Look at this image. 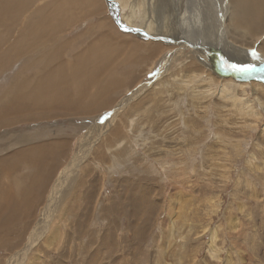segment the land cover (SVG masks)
Segmentation results:
<instances>
[{
	"label": "rangeland",
	"instance_id": "rangeland-1",
	"mask_svg": "<svg viewBox=\"0 0 264 264\" xmlns=\"http://www.w3.org/2000/svg\"><path fill=\"white\" fill-rule=\"evenodd\" d=\"M78 1L88 2L90 6V0H71ZM127 1L113 2L123 15L130 10ZM137 1L135 11L142 18L152 15L156 30L145 29L141 18L133 25L163 40L120 28L112 16L115 7L107 0H95L97 5L92 10L73 7L64 0H0V61H4L0 64V195L11 196L7 200L11 205L4 212L6 218L1 221L7 226L5 233L0 230V264H7L16 251L21 256L14 264H264V73L229 67L249 62L240 54H237L240 60L230 58L227 43L214 39L209 33V24L208 37L195 25L192 29L201 34L195 37L188 30L176 39L179 42L188 38L186 43H176L173 39L176 34L172 31L157 30L168 24L164 22L170 19L169 15L176 21L182 19L186 0L183 3L180 0ZM206 2L208 7L214 6L218 20L223 4L219 0ZM27 24L63 25L57 30L59 33L39 34L32 46L27 44L28 47L20 50L24 54L18 51L16 56H9L17 52L12 44L21 39L15 35L11 40L9 34L17 32L20 26L28 29ZM225 26L210 24V29H217L218 34L228 31ZM262 38L263 35L247 38L245 42L244 38L240 40L244 44L229 40L250 46L249 58H253L254 67L258 59L264 62V51L260 49ZM52 39H55L52 47L55 61L59 60L52 69L47 65L49 71L96 46L90 53L78 57L88 59L84 65L88 67L86 71L94 73L96 70L90 71L89 64L98 58L102 45L123 49L125 54L110 67L102 66L93 81L103 82V75L110 69L115 70L112 76L118 79L116 90L109 80L110 85L106 87L104 84L89 86L90 104L87 105V95L82 102L76 92L80 88L76 84H83L86 79L75 81L73 77L79 75L70 78L66 75L64 84L51 75L35 86L33 95L54 101L66 98L72 103L68 108L55 111L51 108L43 113L30 110L23 117L3 115L6 100L13 103L18 97L19 89L14 91L11 82L17 77L23 84L22 79L29 77L30 88L34 74L47 63L42 53L26 52L40 44L48 45ZM147 44L151 49L153 44L162 48L144 57L142 54L149 51ZM11 46L14 47L10 49ZM253 50L258 57L253 55ZM40 56L43 60L37 59ZM25 65L29 68H24ZM158 70L161 72L156 73ZM232 74L248 79L238 80ZM253 74L257 77L250 78ZM239 82L248 85L243 87ZM50 146L57 154L54 175L80 152L83 156L79 164L74 162L78 166L72 177L70 174L66 177L67 188L56 204L59 209L53 206V215L50 209L45 213L44 208L45 199L53 189L51 183L45 181L40 190H31V185L27 191L23 190L28 176L35 174L40 178L43 172L41 165L37 169L25 158H31L38 148L49 151ZM46 151L39 154L38 161L50 164L53 160ZM104 152V157L100 156ZM85 165L90 166L87 179L95 182L91 184L92 197L85 193L86 184L78 185V180H74L80 175V167ZM70 177L73 180L69 182ZM173 188L179 191H175L170 201ZM71 191L75 193L73 198L68 195ZM147 196L153 199V204ZM17 197L19 203L15 202ZM8 214L20 220L15 218L17 221L10 223ZM42 227H45L43 233ZM29 238H33V243L22 252ZM166 246L168 251L162 249ZM164 252L170 256L167 258Z\"/></svg>",
	"mask_w": 264,
	"mask_h": 264
},
{
	"label": "bare ground",
	"instance_id": "bare-ground-1",
	"mask_svg": "<svg viewBox=\"0 0 264 264\" xmlns=\"http://www.w3.org/2000/svg\"><path fill=\"white\" fill-rule=\"evenodd\" d=\"M65 1V3L66 4H68V3H70V5L71 6H73V7H77V6H81L84 10H86V9H88V10H92V9H94V6H96L97 5V3H95V0H90V1H92V2H94V5H92L91 3H90V1H89V4H90V6L88 5V2L87 3H84V1H78V2H71V0H64ZM106 1V0H105ZM115 0H113V2H114ZM123 1V0H122ZM158 1V0H157ZM182 3H183V0H180ZM207 1V0H206ZM205 0H186L183 4H184V6H185V9H186V12L184 13V14H182V19H180V20H177L176 21V19H173V17L171 16V15H169V20L167 19V22H164V23H168V24H166V25H162V26H159L158 27V29L157 30H161L162 31V29L163 28H165L166 29V31L167 32H169V31H172L173 33H175L176 34V37H173V39H175L174 41H176V39L179 37L180 38V36H182V33L184 32V31H192L194 34H195V37H196V35L198 34V33H200L201 34V32H197V31H195V30H193L192 29V27L191 26H193V28H194V26L196 25V26H198V27H200V28H198L199 29V31H204V33H205V36L206 37H208V34H207V32H206V30L208 29L207 28V25L209 24V33L210 34H213L214 35V39H217V38H219V39H221V40H223V41H225L226 43H227V47L229 48V50H230V58H233V59H238V60H240L239 58V56L237 55V54H240L241 55V57H243L244 58V61L245 62H249V64L250 65H252V63H254V60H252L251 59V57L249 58V54L251 53V51L249 50V48H250V46H248V45H246L245 44V46H242V44H244V42H245V40L247 39V38H257V36H260V35H263V38L261 39V46H260V49L261 50H263L264 51V0H219L222 4H223V7L221 8V10L219 11V13L221 14L220 15V18L217 20L216 19V15H215V12H214V9H213V7L211 6V7H208L207 6V2H206ZM3 2V1H2ZM7 2V1H6ZM107 2H108V0H107ZM128 3L130 2V10H129V12L128 13H126L125 15H123V14H121V10L119 9V6H118V4L115 2V12H114V14L112 15L113 16V18L115 19V21L117 20V19H119V21H120V23L121 24H123V25H131V26H135V25H133V24H138V23H136V19H137V21H139V19L141 18L143 21H144V26H145V29H148V30H151V29H153V30H156V26L155 27H153L154 25H153V22H154V20H156V19H154V17L151 15V16H149V15H147L146 17H144V18H142V17H140V13L138 14V12H136L135 10H136V6H138V1L137 0H128L127 1ZM150 2V1H149ZM215 2V1H214ZM20 3V2H19ZM19 3L17 2L16 3V5L18 6L19 5ZM148 3V2H147ZM4 4V3H3ZM155 4V3H154ZM159 4V3H158ZM179 4V3H178ZM85 5H86V8H85ZM152 5V4H151ZM125 6H126V4H125ZM183 5H181L180 7H182ZM19 7V6H18ZM150 7V6H149ZM152 7V6H151ZM171 7V6H170ZM139 8V7H138ZM144 8V7H143ZM176 8V7H175ZM14 9H15V7H14ZM19 9V8H18ZM128 9H129V7H128ZM149 9V8H148ZM113 10V9H112ZM183 10V9H182ZM209 10H211L212 11V14L209 12ZM148 11V10H147ZM169 11V10H168ZM152 12V11H151ZM159 12V11H158ZM150 14V13H149ZM176 14V13H175ZM22 15H24V14H22ZM142 15V14H141ZM157 15V14H156ZM26 18V17H25ZM156 18V17H155ZM66 19H67V17H66ZM62 20H63V18H62ZM161 21V20H160ZM183 21H184V23H183ZM1 22V21H0ZM156 22V21H155ZM158 22V21H157ZM4 23V22H3ZM160 23V22H159ZM163 23V22H162ZM190 23H193V24H190ZM116 24H117V22H116ZM141 24V23H140ZM210 24H221V25H223V24H226V28L228 29V31L227 32H225V31H221V32H218V34L216 33V31H217V29H210ZM49 25H53V26H49ZM62 25L63 24H34V25H32V24H27V27H28V29L27 28H25V29H22V27L20 26L18 29H16L17 30V32H14V31H12L13 33H11V34H9V38L12 40L13 38H15V35H17V37H21V39L18 41V42H15V43H13L12 45H14V46H16V47H14V46H11V48L10 49H12V47H14V49L15 50H17V52H12V54H10L9 56H11V55H15L16 56V54L17 53H19L18 51H20V50H22L27 44L29 45V46H32V42H34L35 40H37V38H38V35L39 34H44V35H47V33H50V34H52V33H54L55 31H57L58 29H60L61 30V27H62ZM118 25V24H117ZM161 25V24H160ZM119 26V25H118ZM137 26H139V25H137ZM6 27V26H5ZM4 27V28H5ZM26 27V26H25ZM120 27V26H119ZM141 27V26H140ZM3 27H2V29H4ZM197 28V27H196ZM40 30H42V32L43 33H39V31ZM53 30V31H52ZM59 32H61V31H57V33H59ZM7 33V32H6ZM161 33V32H160ZM227 33V34H226ZM128 34V33H127ZM174 34V35H175ZM199 34V35H200ZM121 35V34H120ZM0 37H1V35H0ZM5 37V36H4ZM7 37V38H8ZM44 37V36H43ZM229 38H232V39H235V40H237V41H240V40H243L244 38V42L243 41H240L242 44H236V43H234L233 41H230L229 40ZM260 39V38H259ZM54 40L55 39H52V40H50V43L48 44V45H45V44H40V45H37V46H34V47H32V48H30L26 53L27 54H34V53H42L46 58H47V63H46V65L42 68V70H40V72H36L35 74H34V79H33V85L31 86L30 85V88H28V85L32 82V79L31 78H29V77H24L23 79H22V82H23V84L21 83V81L16 77L15 78V80L13 81V82H11V88L14 90V89H19V92L17 93L18 94V97H17V101L16 102H13L12 103V101L13 100H9V101H7L6 100V109H5V112H4V114L3 115H5V116H13V115H15L14 117H23V116H25L26 114H29L30 113V110H39V112L40 113H43V112H45V111H47V110H49V109H51V108H53V110L55 111V110H60V109H63V108H68L72 103H71V101L70 100H68V99H66V98H64L62 101H54L52 98H49V99H46V98H44V97H42L41 98V96L40 95H36V96H34L33 95V92H34V90H35V88L38 86V83L40 84L41 82H42V80H43V78L44 77H48V76H56V80L57 81H59V82H63L64 84H65V80H66V75L70 78V77H73L74 75H79V76H74L73 78H74V80L75 81H79V80H81V79H86L85 81H84V83L82 84V83H77L76 84V87L77 86H79L80 88H79V90H78V88H76L77 89V95L78 96H81V101L82 102H85V96L87 95V105H89L90 104V98L88 97V94H87V92L90 90L89 89V86L90 87H93V85H95L96 87L98 86V85H102V84H104V86L103 87H106V86H108V85H110V83H113V87L115 86V84H116V82H118V79L116 80V78H114L113 79V76H112V74H113V72L115 71V70H112V69H110V70H108V72L106 73V75H103L105 78H102V81L103 82H99L100 80H98V81H95V82H93L94 80H95V78L96 77H98V75H99V69L102 67V66H109L110 67V64H113V63H116L115 61L118 59V58H120L121 56H123L124 54H125V51L123 50V49H121V48H114V47H111L110 45L109 46H105V45H102V47H101V49H100V53H98V58H96L95 59V61H93L94 63H92V64H89L90 66H89V70L91 71V70H93V69H95L96 71L94 72V73H92V72H89V71H86V69L88 68L87 66H84V65H86L88 62H89V60L87 59H78V57L80 56V55H82V54H87V53H90L96 46H94V47H92V49L90 48V51L89 52H83L82 54H79V55H76V56H74V58H73V61H65V64H61V65H59V66H57L54 70H52V71H49L50 69H52L54 66H55V64H57V63H55L56 61H58V60H56L55 61V53H54V49L52 48L53 47V42H54ZM104 40H105V38H103V40H102V42H104ZM154 40V39H153ZM157 40V39H156ZM159 40V39H158ZM162 40H163V38H162ZM188 38L186 39L185 38V41H187L188 42ZM9 41V40H8ZM41 41H43L44 42V40H41ZM123 41V40H122ZM185 41H179L180 43H186ZM258 41V40H257ZM101 42V41H100ZM165 42V41H164ZM178 42V40L176 41V43ZM178 42V43H179ZM257 43V42H256ZM121 45H122V43H120ZM129 44V43H128ZM250 44V43H249ZM188 45V44H187ZM8 47H9V45H7ZM147 49H149V51H145L142 55L144 56V57H146V56H148V55H151V54H156V50H158L159 48H162V46L161 45H159V44H153V49H151V46L149 45V44H147ZM252 46V45H251ZM258 46H259V44H258ZM26 47H28V46H26ZM129 47V46H128ZM139 47V46H138ZM256 47V46H255ZM170 48V47H169ZM168 48V49H169ZM184 49L186 48V47H183ZM182 48V50H184ZM6 49V48H5ZM133 49V48H132ZM167 49V50H168ZM174 49H176V48H174ZM199 49H200V47H199ZM215 49V48H214ZM252 49V48H251ZM173 50V49H172ZM226 50V49H225ZM228 50V51H229ZM258 50V49H257ZM176 51H178L177 53H179L180 52V49L179 50H176ZM4 52V51H3ZM24 52L25 51H20V53L21 54H24ZM143 52V51H142ZM169 52V51H168ZM132 53H134V52H132ZM193 53V52H192ZM263 53V52H262ZM93 54H95V53H93ZM224 54V53H223ZM140 55L141 54H139L138 55V57L139 58H141L140 57ZM181 55V54H180ZM184 55H186V54H184ZM189 55V54H188ZM0 56H1V53H0ZM27 56H29V55H27ZM133 56H135V55H133ZM202 56V55H201ZM201 56H199V57H201ZM252 56V55H251ZM4 57V56H3ZM5 57H7V56H5ZM173 57V56H172ZM172 57H170L169 56V58H172ZM177 57H178V55H177ZM182 57V56H181ZM180 57V58H181ZM224 57V56H223ZM15 58V57H14ZM43 58L44 57H39V58H37L38 60H40V59H42L43 60ZM59 58H61V57H59ZM130 58V57H129ZM139 58L138 59H134V60H138V61H140L139 60ZM193 58V57H192ZM133 60V58L131 57L130 58V60ZM173 59V58H172ZM183 59H185V58H183ZM204 59V58H203ZM258 59V58H257ZM263 59H264V56H263ZM27 60H28V58H27ZM30 60V59H29ZM78 60V61H77ZM119 60V59H118ZM125 60V59H124ZM127 60V59H126ZM131 60V61H132ZM175 60H177L176 58L174 59V61ZM182 60V59H181ZM230 60V59H229ZM121 61V60H120ZM171 61V60H170ZM173 61V60H172ZM184 61V60H183ZM203 61V60H202ZM205 61V60H204ZM258 62H256L258 65H256V66H254L251 70L252 71H254L256 68H259V65L261 66V64L262 63H260L259 61H260V59H258L257 60ZM156 62V61H155ZM207 62V61H206ZM205 62V63H206ZM232 62V61H231ZM237 62V61H236ZM123 63V62H122ZM153 63V62H152ZM174 63H176V62H174ZM179 63V62H178ZM177 63V64H178ZM188 63V62H187ZM0 64L2 65V64H4V61H0ZM33 64H34V62H33ZM36 64V63H35ZM96 64V65H95ZM119 64V63H118ZM248 64V65H249ZM47 65H49V67H51L49 70L47 69L48 68V66ZM95 65V66H94ZM176 65V64H175ZM234 65V64H233ZM240 65V64H239ZM255 65V64H254ZM31 66V65H30ZM32 66H34V65H32ZM53 66V67H52ZM91 66H93V68H91ZM164 66V65H163ZM87 67V68H86ZM116 67V66H115ZM196 67H198V66H196ZM24 68H29V65L28 66H26L25 65V67ZM184 68V67H183ZM194 68V67H193ZM41 69V68H40ZM161 69V68H160ZM187 69V68H186ZM192 69V68H191ZM46 70H47V72H46ZM76 70V71H75ZM82 70H84V72L82 71ZM78 71V72H77ZM161 71L160 70H158L156 73H160ZM192 72H194L193 74H195V71H192ZM182 73V72H181ZM250 73V72H249ZM254 73H255V71H254ZM260 73V72H259ZM261 73H264V71L263 72H261ZM107 74H110V76L109 75H107ZM183 74V73H182ZM72 75V76H71ZM254 75V74H253ZM232 76H233V74H232ZM245 76V75H244ZM158 77V76H157ZM190 77V76H189ZM192 77H194V76H192ZM68 78V79H69ZM184 78V77H183ZM188 78V77H187ZM191 78V77H190ZM203 78H205V77H203ZM235 78V77H234ZM240 78V77H239ZM189 79V78H188ZM108 80H109V82H108ZM167 80H169V79H167ZM184 80V79H183ZM190 80V79H189ZM188 80V81H189ZM205 80V79H204ZM226 80V79H225ZM224 80V81H225ZM243 80V79H242ZM263 80H264V78H263ZM71 81V80H70ZM88 81H90L89 83H88ZM180 81V80H179ZM184 81H186V80H184ZM200 81V80H199ZM245 81V80H244ZM48 82V81H47ZM187 82V81H186ZM186 82H181V83H186ZM202 82V81H201ZM222 82H223V80H222ZM180 83V82H179ZM188 83V82H187ZM199 83V82H198ZM243 87H245V86H247L248 84H244V83H242V82H239ZM252 83V82H251ZM250 83V84H251ZM74 84V83H73ZM72 84V85H73ZM98 84V85H97ZM178 84V83H177ZM60 85V84H59ZM67 85H69V84H67ZM66 85V86H67ZM179 85V84H178ZM36 86V87H35ZM45 86V85H44ZM58 86V85H57ZM209 86V85H208ZM55 87V86H54ZM60 87V86H59ZM72 86H70V88H71ZM45 88V87H44ZM117 88V87H116ZM116 88L114 87L113 89H115L116 90ZM147 88V87H146ZM176 88H178V87H176ZM175 88V89H176ZM10 89V88H9ZM112 89V90H113ZM256 89V88H255ZM5 90V89H4ZM50 90V89H49ZM62 90H63V88H62ZM179 90V89H178ZM206 90V89H205ZM8 91V90H7ZM11 91V90H10ZM15 91V90H14ZM46 91V90H45ZM105 91L107 92V89H105ZM255 91V90H254ZM60 92V91H59ZM262 92H263V90H262ZM65 93H66V91H65ZM97 93H99V91L97 90ZM112 93V92H111ZM55 94V93H54ZM223 95V94H222ZM227 95V94H226ZM58 96V95H57ZM230 96H231V94H230ZM103 97H105L104 95H103ZM55 98V97H54ZM112 99H114V98H112ZM38 100H40L37 104H36V102L38 101ZM26 101L28 102V104L26 103ZM104 101V100H103ZM103 101H102V103H103ZM110 101V100H109ZM106 102V101H105ZM94 103V102H93ZM102 103H100V105L102 104ZM249 103V102H248ZM251 103V102H250ZM28 105H30V107L31 108H29V106ZM96 105V104H95ZM122 105V104H121ZM252 106V105H251ZM99 107V106H98ZM120 107V106H119ZM240 107V106H239ZM246 107V106H245ZM88 108V107H87ZM121 108V107H120ZM133 108V107H132ZM52 110V111H53ZM119 113V112H118ZM249 113H250V111H249ZM55 114V113H54ZM61 114V113H60ZM252 114V113H251ZM258 114V113H257ZM56 115V114H55ZM57 115H58V113H57ZM84 115V114H83ZM247 115V114H246ZM250 117V116H249ZM106 118V117H105ZM252 118V117H251ZM43 119V118H42ZM41 119V120H42ZM108 119V118H107ZM110 119H112V118H110ZM5 120V119H4ZM39 120V119H38ZM1 123V122H0ZM18 123V122H17ZM101 124V123H100ZM45 125V124H44ZM58 126V125H57ZM99 126H101V125H99ZM97 128H99L98 127V125H97ZM139 129V128H138ZM113 132V131H112ZM116 132V131H115ZM22 133V132H21ZM105 133V132H104ZM104 133H103V135H104ZM117 133V132H116ZM37 134V133H36ZM119 134V133H118ZM117 134V135H118ZM91 135V134H90ZM116 135V134H115ZM120 136V135H119ZM105 137V136H104ZM130 138H131V136H130ZM103 140V139H102ZM108 141V140H107ZM100 142V141H99ZM98 142V143H99ZM103 142V141H102ZM106 142V141H105ZM97 144V143H96ZM95 145V144H94ZM101 145V144H100ZM56 146V145H55ZM83 146V145H82ZM39 147V146H38ZM100 147V146H99ZM43 148V147H42ZM47 148V147H46ZM57 148V147H56ZM33 150L35 149V148H32ZM30 150V149H29ZM36 150H37V152H36ZM35 150V152L33 151V153H32V157L31 158H25L26 159V161L27 162H29V163H31L32 165H34L37 169H38V167L41 165L42 167H43V172H42V175H41V177L40 178H38V177H35V174L33 175V176H28V181L26 182V184L24 185V189L23 190H25V191H27L28 189V186L29 185H31L32 187H31V190H33V191H35V190H40L41 189V186L44 184V182L46 181V183L47 184H50L51 183V188H53L52 189V191H51V195H50V197H48V198H46L45 199V205H44V208H45V213L50 209L51 211V214H52V208H53V206H56V204H58V201H59V198H61L60 196H61V192L63 191V189L64 188H67L66 187V183H64V182H66V177L70 174H74V170L76 169V167L78 166V165H75L74 164V162L76 161V164H77V162H78V164H79V160H81V159H83V156L81 155V152H80V154H78L77 156H76V158L74 159V160H72V161H70V162H68V164H66V165H64L63 167H62V169H60V171L58 172V174L57 175H54V173H55V170H57V167L56 166H54V164H55V162H54V158H55V155L57 156V154L56 153H54L53 152V150H52V147L50 146L49 147V151H46V149H44V150H42L41 148H38V149H36ZM32 151V150H31ZM42 151H46L47 152V155L49 156V157H51L52 158V160H53V162H51L50 164H49V162H46V161H44V162H42V161H38V160H40L39 159V154L41 153H43ZM80 151H81V148H80ZM97 151H99V150H97ZM101 152V151H100ZM96 153V152H95ZM94 153V154H95ZM58 154H60V153H58ZM93 154V155H94ZM96 154H98V153H96ZM101 155L100 156H103L102 154H105V152L104 153H100ZM43 155V154H42ZM61 156H63V155H61ZM82 156V158H80ZM44 157V156H43ZM42 157V158H43ZM104 157V156H103ZM45 158V157H44ZM88 158V157H87ZM100 159V158H99ZM24 160V158H19V161H23ZM44 160V159H43ZM61 161V160H60ZM66 161H68V160H66ZM84 161V160H83ZM65 162V161H64ZM86 162V161H85ZM102 163V162H101ZM61 164V163H60ZM45 165V166H44ZM128 165V164H127ZM131 166V165H130ZM54 167H55V169H54ZM8 169V168H7ZM54 169V170H53ZM80 169H81V172H80V175H78V176H73V178H75L74 180H78V185H80V184H86V185H84L85 186V188H86V195L88 196V197H92L93 196V193H92V186H91V184H93V183H95V182H93V181H90V180H88L87 179V175H86V173H87V171H90V166H83V167H80ZM92 169V168H91ZM52 170H53V173L52 174H50L51 172H52ZM78 171V170H77ZM145 171V170H144ZM10 173V172H9ZM12 173V172H11ZM81 173H82V175H81ZM53 175H54V177H53ZM71 177H72V175H71ZM69 178L67 181H72L73 180V178ZM9 178V177H8ZM8 178H6V179H8ZM68 178V177H67ZM14 180V179H13ZM11 180L9 179V182H10ZM22 182V181H21ZM14 183V182H13ZM5 184H7V183H5ZM17 184V183H16ZM18 185V184H17ZM78 185H76L77 187H78ZM4 186V185H3ZM2 186V187H3ZM46 188V187H45ZM44 188V189H45ZM48 188V187H47ZM76 188V187H75ZM73 189L74 190V192H75V190L76 189ZM82 188V187H81ZM174 188H176V187H174ZM174 188H173V190H174ZM179 188V187H178ZM27 189V190H26ZM84 189V188H83ZM11 190V189H10ZM9 190V191H10ZM64 190H66V189H64ZM50 191V190H49ZM175 191H179V190H174V193H172V195H171V197H170V201H172L174 198H173V196H175L174 194L176 193ZM16 192V191H15ZM47 192V191H46ZM71 192H72V195H71ZM70 192V194H68L69 195V197H71V198H73V196H75V193L73 192V191H71ZM183 192V191H182ZM181 192V193H182ZM8 193V192H7ZM22 193V192H21ZM181 193H179L178 195H180ZM31 194V193H30ZM12 195V194H11ZM17 195V194H16ZM25 195H27V194H25ZM29 195V194H28ZM32 195H34V194H32ZM64 195V194H63ZM66 195V194H65ZM23 196V195H22ZM64 197V196H63ZM68 197V198H69ZM179 197V196H178ZM184 197V196H183ZM9 198H11V196H9L8 194H2V195H0V230L1 229H3L2 230V232L3 233H5V227L7 226V224H1V221H2V219H3V217H5L4 215H5V213L4 212H7V207H8V205H11V204H9V203H7V200H10ZM35 198H37L36 196H32V199H35ZM19 199V197H17V201H15V202H20V200H18ZM39 199V198H38ZM70 199V198H69ZM131 199H132V197H131ZM23 200V199H22ZM147 200L149 201V200H151V202L153 201V199L152 198H150V196H147ZM177 200H179V199H177ZM35 201V200H34ZM67 201V200H66ZM38 202V201H37ZM181 202H183V201H181ZM25 203V202H24ZM62 203H63V200H62ZM154 202H152V204H153ZM180 203V202H179ZM26 204V203H25ZM39 204V203H38ZM71 204V203H70ZM166 204V203H165ZM13 205V204H12ZM16 205V204H15ZM14 205V209L16 208V206ZM64 204H62V207H64L63 206ZM28 206V205H27ZM60 207H61V205H59ZM156 206V205H155ZM176 206V205H175ZM185 206V205H184ZM29 207V206H28ZM34 207V206H33ZM57 207V206H56ZM12 208V209H13ZM19 208V207H18ZM82 208V207H81ZM80 208V209H81ZM11 209V208H10ZM57 209H59L58 207H57ZM62 209V208H61ZM67 209V208H66ZM70 210L72 209V207H70L69 208ZM174 209V208H173ZM19 210V209H18ZM31 210H33V209H31ZM68 210V209H67ZM86 210V209H85ZM89 210V209H88ZM65 211V210H64ZM31 212V211H30ZM49 212V211H48ZM70 212V211H69ZM155 212V211H154ZM13 213V212H12ZM16 213V212H15ZM18 213V212H17ZM68 213V212H67ZM88 213V212H87ZM14 214V213H13ZM27 214H29V213H27ZM16 215V214H15ZM30 215V214H29ZM28 215V216H29ZM53 215V214H52ZM95 215H97V213L95 212V214H94V216ZM153 216H154V213L152 214ZM16 216H18V215H16ZM8 217H11L9 220H10V223L11 222H13V221H19L20 219L19 218H17V217H15V216H11V215H9L8 214V216H7V218ZM21 217V216H20ZM46 217V216H45ZM44 217V218H45ZM6 218V217H5ZM17 220H16V219ZM28 218V217H27ZM98 218V217H97ZM22 219V218H21ZM41 219V218H40ZM39 219V220H40ZM48 219V218H47ZM46 219V220H47ZM8 220V221H9ZM25 220H27V219H25ZM37 220V219H36ZM6 221H7V219H6ZM23 221V220H22ZM43 221V220H42ZM50 222V221H49ZM4 223H5V220H4ZM9 223V224H10ZM22 223V222H21ZM41 223V222H40ZM45 223V222H44ZM27 224V223H26ZM36 224V223H35ZM79 224H82V222L81 223H79ZM11 227H13V228H16V227H14V225H10ZM183 226V225H182ZM35 227H37V226H35ZM40 227V226H39ZM46 227V226H45ZM45 227H42L43 228V230H42V228L41 229H39V230H37L38 232H40L41 230H42V232L41 233H43V231H44V228ZM175 228V227H174ZM5 229V230H4ZM179 229V228H178ZM181 231V230H180ZM180 231H178V232H180ZM7 233V232H6ZM9 233V232H8ZM50 234V233H49ZM184 234V233H183ZM178 235V234H177ZM180 235V234H179ZM214 236H215V234H214ZM182 237V236H181ZM169 238V237H168ZM215 238V237H214ZM37 239V238H36ZM171 239V238H170ZM28 241V242H27ZM25 240V242H24V246H23V248H22V252H24L25 250V248L28 246V245H30V244H32L33 243V238H29L28 240ZM37 241V240H36ZM168 244H171V243H168ZM159 246V245H158ZM170 246V245H169ZM168 246H166V247H162V249L164 250V249H166ZM160 248H161V246H160ZM214 248V247H213ZM211 249V248H210ZM167 251H168V248L166 249ZM171 250V249H170ZM176 250V249H175ZM170 252V251H169ZM168 252V253H169ZM212 252H214V251H212ZM165 254H166V252H164ZM178 253V252H177ZM15 255L14 256H11L9 259H8V262H9V264H11V263H13L14 264V262H15V259H17L18 257H20L21 256V252H19V251H16L15 253H14ZM173 254V253H172ZM175 254V253H174ZM214 254V253H213ZM160 255V254H159ZM164 254H163V251H162V256H163ZM177 256L179 255V253L178 254H176ZM170 256V255H169ZM168 256V257H169ZM211 256H213V255H211ZM157 257V256H156ZM166 257H167V254H166ZM167 257V258H168ZM180 257H181V255H180ZM159 258H161L160 256H159ZM162 258H164V257H162ZM175 258V257H174ZM173 258V259H174ZM179 258V257H178ZM172 259V260H173ZM180 259V258H179ZM161 260V259H160ZM160 260H158V261H160ZM167 260V259H166ZM166 260H164V262H166ZM176 260H177V258H176ZM8 262H7V264H8ZM27 262V261H26ZM163 262V263H164ZM180 262H181V260H180ZM175 263V262H174ZM158 264H160V262H158Z\"/></svg>",
	"mask_w": 264,
	"mask_h": 264
},
{
	"label": "water",
	"instance_id": "water-1",
	"mask_svg": "<svg viewBox=\"0 0 264 264\" xmlns=\"http://www.w3.org/2000/svg\"><path fill=\"white\" fill-rule=\"evenodd\" d=\"M110 3H112L115 6V3H113V0H108ZM117 24L120 26V28L127 30V31H133V32H143L147 37L149 38H153V39H162V37H156L153 36V34L148 33L146 31L143 30V28L139 27V26H131V25H123L120 23L119 19L116 20ZM255 70H260V73L264 71V62H262L261 66L259 68H256ZM254 70V71H255ZM233 77H235L238 80H242L241 78H239V76H237L236 74H233ZM257 75L254 74L253 76H251L250 78H256ZM248 78H244L243 80H247ZM260 79V78H258Z\"/></svg>",
	"mask_w": 264,
	"mask_h": 264
},
{
	"label": "snow or ice",
	"instance_id": "snow-or-ice-1",
	"mask_svg": "<svg viewBox=\"0 0 264 264\" xmlns=\"http://www.w3.org/2000/svg\"><path fill=\"white\" fill-rule=\"evenodd\" d=\"M253 55L257 56L258 57V53L253 50ZM229 67H232V68H235V69H238V70H242V71H248V70H251L252 69V65H244V66H241V65H229Z\"/></svg>",
	"mask_w": 264,
	"mask_h": 264
},
{
	"label": "crops",
	"instance_id": "crops-1",
	"mask_svg": "<svg viewBox=\"0 0 264 264\" xmlns=\"http://www.w3.org/2000/svg\"><path fill=\"white\" fill-rule=\"evenodd\" d=\"M70 3H68V5H69Z\"/></svg>",
	"mask_w": 264,
	"mask_h": 264
}]
</instances>
